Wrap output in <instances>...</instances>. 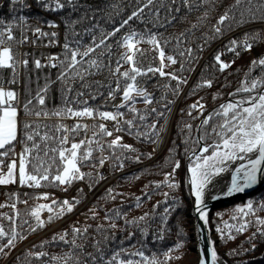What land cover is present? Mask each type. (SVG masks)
<instances>
[{
  "label": "trees",
  "instance_id": "trees-1",
  "mask_svg": "<svg viewBox=\"0 0 264 264\" xmlns=\"http://www.w3.org/2000/svg\"><path fill=\"white\" fill-rule=\"evenodd\" d=\"M63 2L65 7L55 14L62 21L63 36L70 47L57 51L56 66L41 64V67H36V59L51 52L42 46L41 39L36 41V48L21 52V58L28 61L27 65L21 66L18 92L21 127L25 121L38 125L41 137L45 133L55 136V140L48 141L49 147L70 148L71 145L65 147L59 144V138L65 135L63 129L56 131L59 125L66 126L59 118L67 112L61 116H28L23 105L31 99L30 109H43L49 113L65 108L80 110L87 106L95 110V114L103 110L124 114L118 127L110 131L111 136L119 137L120 141L109 148L111 136L100 133L98 125L93 123L96 135L91 137L99 141L102 148L98 150L99 145L92 143L80 149V152L88 147L93 149L92 158L80 165L81 172L86 174L84 179L59 186L50 185L48 181H42L41 187L18 184L17 189L11 190L10 201L0 204V226L9 236L14 232L17 238L12 246L0 253V264H119L129 259L134 264L136 261L148 264L143 257L132 255L138 250L149 260L155 257L162 264L165 260L163 253L169 249H173L171 256H179L180 259L169 260L167 264H196L189 250L194 225L189 218L191 194L186 163L193 164L196 155H200V152L193 155V150L199 147L196 141L200 137H205L200 140L204 144L220 142L212 128L228 119L217 115L223 112L221 105L246 101L264 89V84L258 83L256 89L243 91L253 81L264 80V65L252 64L254 60L264 58L262 32L259 26L254 25L264 20L261 19L264 16V8H261L264 0H252L251 4L248 0H242L240 5H236V0ZM249 8L255 13V19L247 11ZM134 12L136 16H132ZM33 13L20 3L13 4L12 0L0 3V19L5 21V26H12L16 40L23 34L24 25L19 18ZM225 13L229 19L218 24ZM130 16L131 20L128 19ZM125 20L128 23L121 27ZM217 26L221 28L220 33L215 32ZM117 28L120 31L115 36L110 35ZM133 31L138 37H144L137 45L144 56L139 53L135 56L139 66L145 72L149 66H158V51L147 43L148 38L155 35L166 56L171 55L177 61L171 64L165 60L167 66L163 70L174 73L178 79L174 80L168 75L157 77V73L146 72L137 77V82L151 103H146L144 97L134 92L133 101H123L118 105L123 104L124 107H113L115 99L109 96V91L114 92L115 98L123 96L122 91L117 89V82L124 84L125 78L120 73L131 67L121 59L126 52L122 38ZM246 36L248 43L252 44L251 49L243 47L242 39ZM101 38L104 44L95 47ZM117 40L121 41L119 45ZM232 40H236L237 44L231 45ZM8 45L19 61L18 43L10 41ZM88 47H93L94 51L86 57L78 54L76 59L79 63L75 68L64 67L70 59L71 50L82 53ZM230 48L235 51H230ZM188 49H191V55H188ZM180 52L185 55H179ZM217 55L220 62L229 65L222 71L220 62L215 59ZM226 58L228 62L224 61ZM92 60H96L100 66H92ZM117 61L120 62V72H115ZM11 76V69H0V87L7 90ZM182 80H186V83ZM205 81H210L211 86H206ZM45 87L46 93L42 91ZM38 92L45 96L44 105L35 99ZM197 102V108L190 107ZM246 105L244 103L242 107ZM172 111L168 137L162 150L157 153L154 143L165 131L163 121ZM208 117H211L209 123L203 124L202 121ZM128 120L133 121L131 128L125 123ZM76 124L84 125L73 121L69 129ZM117 128L122 130L117 131ZM18 139H23V133ZM36 142L43 146L40 137H36ZM31 143L28 142L27 146L30 147ZM123 144L130 145L134 151L122 148L120 145ZM25 146L14 143V151L4 162L9 163L18 157ZM104 152L108 155L111 172L118 173L98 187V161L103 158ZM177 163L178 168L175 167ZM173 167L177 170V181L174 187H170L165 177ZM2 190L0 188V194ZM45 193L48 194L47 199L43 198ZM65 200L71 203L72 211H67V206L62 204ZM53 201L56 203L53 204ZM248 201L254 208H259L264 203V186L208 213L216 248L227 264H264V235L259 231L264 226L255 223L257 217L264 218V210L247 216L233 210L237 204ZM42 204L51 206L53 211L46 210L45 215L40 216L44 222L40 226L31 212L33 209L39 211L38 206ZM62 208L63 213L60 214ZM226 214H229V222L223 224L221 218ZM50 216L53 217L51 221ZM141 216L145 219L139 220ZM233 216L236 218L233 219ZM245 224L243 231H237ZM75 229H79V232ZM229 234L232 238H229ZM9 236L0 238V246L7 243ZM177 243L183 247L175 250ZM233 252L237 254L232 255ZM114 256H117L116 260H113Z\"/></svg>",
  "mask_w": 264,
  "mask_h": 264
},
{
  "label": "snow or ice",
  "instance_id": "snow-or-ice-1",
  "mask_svg": "<svg viewBox=\"0 0 264 264\" xmlns=\"http://www.w3.org/2000/svg\"><path fill=\"white\" fill-rule=\"evenodd\" d=\"M68 3H71L72 0H67ZM187 2V0H185ZM13 4L20 3L22 6L27 7L24 4V0H12ZM36 3L41 7L50 10V11H58L65 7V3L63 0H36ZM148 3H152V0H148ZM242 0H236V5H240ZM248 3L251 4L252 0H248ZM235 7V5H234ZM261 8H264V4L261 5ZM249 13L252 14L253 19H255V13L252 12V9H247ZM137 13H133L132 16H136ZM132 16L128 19L131 20ZM20 20H24V17H20ZM227 19H229L227 13L222 15L217 22L218 24H223ZM264 19V16L261 17ZM128 21L125 20L121 27L124 24H127ZM51 27H56L55 24L50 25ZM120 31L119 28L115 29L114 32L110 33V35L115 36L116 33ZM215 32L220 33L221 28L215 27ZM34 34H38L39 36H51L55 37L57 35L56 32L45 33L42 31L40 27H36L34 29ZM123 45L126 48V52L122 54L121 59L130 64L131 67L128 70L120 73L124 78L125 82L123 85L117 82V89L122 91L123 96L122 99L125 102L133 101V93L135 92L138 96H142L145 98L146 103H151V100L147 99L145 90L138 87L137 77L143 76L146 72L156 73L158 72L161 76H171L172 79H178V77L174 73H165L163 70L167 65H165L164 61L167 60L171 64H176V59L168 55L160 44V41L157 40L155 35H152L148 38L147 43L154 46V48L158 51V59L160 61V65L158 67H147L145 70L139 66V62L136 60V53H139L141 56H144V52H142L137 45L141 40L144 39L143 35H139L136 32H130L128 35L123 38ZM28 40L27 36L22 37L20 40H16V37L13 35V28L11 25L5 26V21L0 19V69H13L15 70L17 63H22L24 65L28 64V61L22 60L17 61L16 55L13 52L12 47L8 45V42L14 41L19 44L26 43ZM121 43L120 40H117V44ZM104 44V39L101 38L99 43L95 44V47H100V45ZM231 45H236L237 41H230ZM64 47L67 49L69 46L65 44ZM107 47V45H105ZM243 47L245 49H251L252 44L248 43V38L246 36L245 41L243 42ZM230 51H235L234 48H230ZM93 47H88L82 53H78L77 50L70 51V59L64 67L66 68H75V65L79 63L76 57L77 55H81L82 57H86L89 53L93 52ZM188 55H191V49L187 50ZM179 55H185L184 52H180ZM239 55V53H237ZM50 60L55 59V57H50ZM217 62H220V56L217 55L215 57ZM63 63V62H62ZM118 67L115 69V72H120V62L117 61ZM253 66L259 64L264 65V58L259 59L258 61L254 60L252 62ZM35 65L37 68L41 67V63L39 60L35 61ZM91 65L95 67H99L100 65L96 60L91 61ZM53 67L56 65L53 64ZM229 65L220 62V70L222 71L224 68H227ZM79 75V73H77ZM60 77H58L59 79ZM13 83L16 82V77H13ZM181 82L186 83V80H182ZM259 84H264V80L262 81H253L250 87H244L243 91L250 92L258 87ZM204 84L208 87L211 86L210 81H205ZM44 93L47 92V87L42 90ZM82 95V94H81ZM109 96L112 99H115L114 92L112 90L109 91ZM35 99L38 101L40 105L45 104V96L41 95L40 92L37 93ZM32 103V100H28L27 103L23 105L25 115L35 116V117H48V116H61L63 113H70L75 117H93L94 111L89 107H84L82 110H73L72 108H65L60 110L52 111L51 113L41 110H33L29 108V105ZM87 103L86 101L84 102ZM196 104L191 105L190 107L195 109L198 106ZM244 103H247L249 106L242 107ZM19 104L18 93L12 90H5L3 87H0V185H7L10 183H16L17 179L20 185H27L29 187H41L42 181H48L50 185H70L75 180L84 179L85 173H82L80 170L81 163L88 161L92 158L93 149L88 147L85 151L80 152V149L84 145H91L93 140L90 138L82 139L78 143H71L70 148L64 147H49L48 141L55 140V136H49L48 133H45L42 137L40 136L37 128L38 125L34 126L28 122H23L21 127V122L19 120V111L17 105ZM125 105H120L118 107H124ZM199 107H203V105H199ZM223 112H218L217 115H222L228 119H225L222 123L218 124L216 127L212 128V132L219 138L220 142L215 143H206L199 148L200 155H196V162L193 166L189 168L191 173L190 184L192 187L193 194L195 196L196 205L198 210L203 205V196L205 188L208 184L211 183L213 176H218L221 173L227 171L226 167L223 165L226 162L234 161V160H245L247 158V164L241 163L239 167L235 169V174L232 175L230 185L226 189V194L231 195L232 193L243 192L245 189L250 188L258 181V174L260 176H264V89H262L256 96L250 97L246 101H240L237 103H228L227 105H221ZM135 111L134 108L131 109ZM152 111H155L153 109ZM98 115L104 120H112L117 121L118 117H122L124 114L121 112L112 113L109 111L99 112ZM191 115V113H189ZM143 119V117H141ZM211 117L206 118L202 121L203 124L207 125ZM233 121H237V123H233ZM125 123L131 128L133 126V121L128 120ZM87 125L76 124L71 129L67 128L64 125H59L56 128V131H61L63 129L64 133L72 132L77 133L82 128L87 129ZM100 133L106 134L108 136L112 135V132L108 131L105 124H99ZM155 128V125H152ZM191 127V126H189ZM117 131H121L122 129L117 128ZM226 130V131H225ZM21 133H23V139H18ZM95 136L96 133H93ZM36 137H40V140L43 142V146L41 143L36 142ZM205 137H200V140H204ZM200 140L196 141L197 145H200ZM120 138L117 137L108 145L109 148H112L119 144ZM23 143L26 146L23 148V151L18 154V162L16 159L11 160L7 165H5L4 161L9 157V154L14 151V143ZM28 142H32L31 146H27ZM69 142V136L67 134L62 135L59 138V144L65 145ZM97 145H99V141H95ZM124 149H129L134 151L130 145L123 144L120 145ZM102 148V146H101ZM211 150V152H210ZM186 151H188L186 149ZM205 155L206 153H209ZM193 155H195V150H193ZM151 154H149V157ZM137 161L139 157L136 158ZM99 164L102 166L104 164V159H100ZM122 166V165H121ZM6 167L7 171H2V168ZM176 168L179 167V163L175 165ZM30 169V170H29ZM171 175V174H169ZM51 177V180H50ZM242 181V182H241ZM175 185H170V187H174ZM66 190V189H65ZM111 192V189L108 190ZM167 195V194H165ZM43 198L47 199L48 194H43ZM139 201V197H137ZM26 203V201H25ZM56 201H53L55 204ZM63 205L67 206V211H72V205L69 201L65 200L62 202ZM2 206V205H0ZM15 207V205H13ZM39 209H47L49 212L53 211V208L47 204H42L38 206ZM247 212H245L244 207H237L235 209L236 212L247 216L248 214H254L256 211L264 210V203L259 205V208H254L253 204L249 202L246 206ZM167 211V209H166ZM63 213V208L61 209V213ZM31 215L39 222L40 226H43V221L40 219L39 211L37 209H33ZM236 217L233 216V219ZM11 219V218H9ZM53 217H49V221H51ZM145 217H139V220H144ZM200 219L207 222V213L204 211H200ZM27 223V221H25ZM128 223H136V221H128ZM255 223L258 225L264 226V218L257 217ZM115 227V225H112ZM246 227L245 225H241L237 231H243ZM221 231L220 229H217ZM35 231V229H33ZM75 231L79 232V229H75ZM261 235H264V229L259 230ZM9 236L7 232H5L4 228L0 226V238H4ZM131 236V234H130ZM16 234L13 232L11 236L7 239V243L0 246V253L4 252V249L12 246L14 241L16 240ZM23 238V237H21ZM130 238V237H129ZM229 238H232L229 234ZM63 240V236L60 237ZM74 243V242H73ZM183 245L181 243H177L175 245V250L182 248ZM173 249H169L165 253H163L165 260L162 264H167L169 260L172 259H180L179 256L173 257L170 255ZM232 255H236L237 253L233 252ZM39 255L43 256L45 253H39ZM119 253H117V256ZM132 255H138L143 257L145 261H148V264H161L155 257L151 260L148 257L144 256L142 251H136L132 253ZM117 256L113 257V260H116ZM218 256L215 249L210 252V264H217ZM120 264H134L132 260L121 261ZM135 264H141L140 261H136ZM199 264H208V257L202 256Z\"/></svg>",
  "mask_w": 264,
  "mask_h": 264
},
{
  "label": "built area",
  "instance_id": "built-area-1",
  "mask_svg": "<svg viewBox=\"0 0 264 264\" xmlns=\"http://www.w3.org/2000/svg\"><path fill=\"white\" fill-rule=\"evenodd\" d=\"M3 0H0V3ZM28 3L26 4L27 7H25L26 9L32 10L34 13L31 15H26L24 16V20H23V34L20 37V39L24 36H27L28 40L26 43L23 44H19L17 45L18 51H19V61H22L23 59L21 58V52L24 49H31L34 46L38 45L36 44L38 39L42 40V46L47 47V49H50L51 52L49 54H43L41 55L38 59L41 64H54L56 62V58H57V51L61 50V49H66L64 47L65 44H68V46L70 47V44L68 41L65 40L64 36H63V24L61 22V19L55 14L56 11H50L47 10L43 7H41L39 4L36 3V0H27ZM55 24L56 27H51L50 25ZM36 27H40L42 29L43 32L45 33H51V32H56L57 35L55 37H51V36H39L38 34H34V29ZM19 39V40H20ZM2 47V46H0ZM68 47V48H69ZM50 57H55V59L50 60ZM21 66L22 63H18L15 70L11 69V78H10V84L7 88V90H18L20 89V80H21ZM16 77V82L13 83V77ZM123 102L122 97H117L114 101H113V106L117 107L120 103ZM18 109H19V104L17 105ZM82 110V109H80ZM59 119H61V121L66 123V127L69 128V124L73 121L76 122H82L84 125H87V129H81L80 131H78L77 133L72 134L71 132L65 133L69 136V142L67 144H65V147H69L71 145V143L76 142L77 140L80 139V137H84V139L86 138H91L93 140V142L95 141L94 138H92L91 136L94 133V128H93V123L97 124L99 126V124H105L106 127H115L118 120L120 119V117H118L117 121H112V120H104L103 118H101L98 114H93V117H75L72 116L70 113H66L63 117H60ZM14 159H16L18 161V157L16 156ZM5 165H7L6 162H4ZM7 170L6 167L2 168V171ZM113 175H110V173L107 170H104L103 168L100 169L99 171V177L102 179V183L104 184L106 181H108ZM1 189H5V188H10V189H17L18 186L17 185H10V186H3L1 187Z\"/></svg>",
  "mask_w": 264,
  "mask_h": 264
},
{
  "label": "water",
  "instance_id": "water-1",
  "mask_svg": "<svg viewBox=\"0 0 264 264\" xmlns=\"http://www.w3.org/2000/svg\"><path fill=\"white\" fill-rule=\"evenodd\" d=\"M169 131V128H168ZM167 131V132H168ZM203 143L200 142V146H202ZM247 164V162H246ZM238 165L237 167H239ZM191 166H187V173H188V182H189V187H190V194H191V202H190V218L192 219V223L195 228V235L193 234V242L190 244V248L192 251L195 252L196 255V264H199V261L202 256H207L208 257V264H210V252L211 250L215 249L217 252L218 256V261L217 264H219L220 260L224 263L227 264L226 261L221 257L219 252L216 249L215 241L211 236L209 227L207 222L204 220L200 219V211H204L207 213L211 212L214 208L226 205L228 204L231 200L234 199H239L242 198L246 195H249L250 193L256 191L260 187L264 186V176H260L258 174V181L256 184L251 186L250 188L245 189L243 192H237V193H232L231 195L226 194V189L230 185L231 177L232 175L235 174V169L234 168L230 172V176L228 177L227 181L221 182V187L219 189L211 191L208 196L203 197V205L201 208L198 210L197 205H196V200L195 196L192 191V187L190 184V171L189 168ZM242 182V181H241Z\"/></svg>",
  "mask_w": 264,
  "mask_h": 264
},
{
  "label": "rangeland",
  "instance_id": "rangeland-1",
  "mask_svg": "<svg viewBox=\"0 0 264 264\" xmlns=\"http://www.w3.org/2000/svg\"><path fill=\"white\" fill-rule=\"evenodd\" d=\"M28 3V1L27 0H24V4H27ZM62 22V21H61ZM254 25H256V26H259L260 27V30H261V32H262V40H264V20L263 21H260V22H257V23H255ZM245 41V39H242V44H243V42ZM37 47V45L36 46H34L33 48H36ZM224 61L225 62H228V59L226 58V59H224ZM160 65V61H159V59H158V66ZM157 66V67H158ZM157 73V77H165V76H167V75H165V76H161L158 72H156ZM13 91H15L16 93H18L19 91L18 90H13ZM120 97H122V96H120ZM116 99V98H115ZM230 101V99L228 98L227 99V102H229ZM113 104V103H112ZM113 106V105H112ZM247 106H249V105H246L245 107H247ZM114 107V106H113ZM103 111H109V112H112V113H114L112 110H103ZM103 111H101V112H103ZM95 114V113H94ZM98 114V113H97ZM172 116H173V111L167 116V117H165L166 119L163 121L164 122V126H163V130H165V131H162L163 133L161 134V136H159L158 137V139L155 141V143H154V147L156 148V151H157V153H159L161 150H162V148L164 147V145H165V142H166V139H167V137H168V133H169V131H168V128H170V123H171V119H172ZM121 118V117H120ZM120 120V119H119ZM119 120H118V122H117V124H116V126L115 127H112V126H110V127H108L107 129H108V131H111V130H113L114 128H116V127H118V125H119ZM164 127H165V129H164ZM168 131V132H167ZM117 138V136H111L110 138H109V140H108V142H111V141H113L114 139H116ZM82 139H84V137L82 138ZM78 141V140H77ZM93 143H95V141L93 142ZM203 143V145H204V142H202ZM99 148H98V150H101V146L99 145L98 146ZM199 148H200V145H199V147L197 148V149H195V153H199ZM210 152H211V150H210ZM210 152L209 153H206L205 155H208V154H210ZM188 156H190V153L188 154ZM102 159H104V164L101 166L100 164H99V166H98V169H97V176H98V178L100 179V183H99V185H98V187H100L101 185H103V184H101L102 183V179L99 177V171H100V169H104V170H107L109 173H110V175H115L116 173H118V172H111V170H110V167H109V161H108V155H107V153L106 152H104L103 153V158ZM18 162V161H17ZM196 162V161H195ZM194 162V163H195ZM229 162H231V161H229ZM229 162H226V164L227 163H229ZM194 163L193 164H189V162H187L186 163V169H187V166H193L194 165ZM224 166V165H223ZM7 170H5L4 172H6ZM187 171V170H186ZM169 174H171V175H169ZM190 175H191V173H190ZM113 177V176H112ZM111 177V178H112ZM110 178V179H111ZM109 179V180H110ZM108 180V181H109ZM165 180L167 181V183L168 184H170V185H174V183L177 181V170H176V168L175 167H173L167 174H166V177H165ZM108 181H106V182H108ZM105 182V183H106ZM104 183V184H105ZM19 182H18V179H17V182L16 183H10V184H7V185H0L1 187H3V186H10V185H17L18 187H19ZM11 190L12 189H10V188H5V189H3L2 190V192H1V194H0V204L2 203V202H9L10 201V193H11ZM91 195V194H90ZM249 203V201L247 202V203H240V204H237L234 208H233V210L235 211V209L237 208V207H244L245 209H247L245 206L247 205ZM227 205V204H226ZM226 205H222V206H220V207H224V206H226ZM216 208H218V207H216ZM216 208H214V209H216ZM213 209V210H214ZM46 208L45 209H39V215L41 216V217H43L44 215H45V213H46ZM212 210V211H213ZM211 211V212H212ZM82 215V214H81ZM190 218V217H189ZM221 218V217H220ZM192 219L190 218V221H191ZM221 220L223 221V224L224 223H226V224H228V222H229V214H226V215H224L222 218H221ZM209 222H210V219H209V217L207 216V224H208V227H209ZM191 223H192V221H191ZM192 225H193V223H192ZM209 230H210V227H209ZM210 233H211V236H212V238L214 239V241H215V238L213 237V232L212 231H210ZM193 236V235H192ZM193 242V237H192V240L190 241V243H189V248H190V244ZM215 245H216V243H215ZM191 252H192V256H191V258L192 257H194L195 259H196V255H195V252L194 251H192L191 250V248L189 249ZM218 250V249H217ZM219 252V251H218ZM220 254V253H219ZM222 257V256H221ZM223 258V257H222ZM224 259V258H223ZM197 261V260H196ZM227 263V262H226ZM119 264H120V262H119Z\"/></svg>",
  "mask_w": 264,
  "mask_h": 264
},
{
  "label": "bare ground",
  "instance_id": "bare-ground-1",
  "mask_svg": "<svg viewBox=\"0 0 264 264\" xmlns=\"http://www.w3.org/2000/svg\"><path fill=\"white\" fill-rule=\"evenodd\" d=\"M246 162H247V158H245V160H243V161H241V160H234V161H231V162L225 164L223 167H226L227 168V171L221 173L218 176H213L212 177L211 183L208 184L206 186V188H205L204 196L203 197L208 196V194L211 191L216 190V189H219L221 187V184H222L221 182H223L224 179H225V181H227L228 177L231 175L230 172L233 169V167L236 168L241 163L246 164ZM192 234L195 235V228H194V233H192ZM219 264H224V263L220 260Z\"/></svg>",
  "mask_w": 264,
  "mask_h": 264
}]
</instances>
